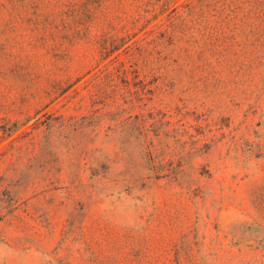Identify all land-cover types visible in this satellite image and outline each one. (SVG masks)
<instances>
[{"label": "rangeland", "instance_id": "1", "mask_svg": "<svg viewBox=\"0 0 264 264\" xmlns=\"http://www.w3.org/2000/svg\"><path fill=\"white\" fill-rule=\"evenodd\" d=\"M184 2L0 0V264H264V0Z\"/></svg>", "mask_w": 264, "mask_h": 264}, {"label": "trees", "instance_id": "2", "mask_svg": "<svg viewBox=\"0 0 264 264\" xmlns=\"http://www.w3.org/2000/svg\"><path fill=\"white\" fill-rule=\"evenodd\" d=\"M174 0H167L172 2ZM216 0H185L181 7H176L167 16V34L182 33L193 38L201 21L207 20L204 16L214 10ZM182 32H181V31Z\"/></svg>", "mask_w": 264, "mask_h": 264}]
</instances>
